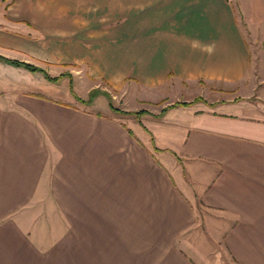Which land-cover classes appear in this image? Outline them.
I'll list each match as a JSON object with an SVG mask.
<instances>
[{
	"label": "crops",
	"instance_id": "1",
	"mask_svg": "<svg viewBox=\"0 0 264 264\" xmlns=\"http://www.w3.org/2000/svg\"><path fill=\"white\" fill-rule=\"evenodd\" d=\"M0 5L1 57L84 68L141 102L173 86L244 92L158 111L149 130L0 80V264H92L93 241L113 264L140 243L149 257L163 244L164 264H225L216 248L264 264V0Z\"/></svg>",
	"mask_w": 264,
	"mask_h": 264
},
{
	"label": "rangeland",
	"instance_id": "2",
	"mask_svg": "<svg viewBox=\"0 0 264 264\" xmlns=\"http://www.w3.org/2000/svg\"><path fill=\"white\" fill-rule=\"evenodd\" d=\"M2 5V4H1ZM0 5V16L3 12V8ZM259 53V52H256ZM4 58V57H3ZM8 59V58H6ZM9 60H15V59H9ZM16 61H18L16 59ZM1 62V61H0ZM22 62V61H20ZM3 63V62H2ZM28 64L34 65L36 67H40L41 65L38 64L37 61H29L27 60ZM6 64V63H5ZM9 65V64H6ZM11 66V65H9ZM14 67V66H12ZM19 68V67H18ZM42 68V67H40ZM47 74L49 76H58L59 74L68 72L70 74V83L72 86V90L75 94V96L81 100H86L88 93L92 89H101L103 90L109 97L111 101V106L119 111L129 110L130 111H143L144 114H141L139 116H133V115H122L120 113H114L111 112L107 108V101L106 98L102 95H95L90 104H83L76 99H74L68 91V80L66 78H62L56 83H48L44 80L42 75L38 72H28L27 70L20 68V71L23 73H26L28 78H24L23 76H19V74H1L0 80L8 79L11 80L12 84L9 83L10 87L13 88V91L16 90L15 83L13 82H25L26 80V91L27 93H31L33 95L35 94H42L46 97H49L51 99L60 100L62 102L69 101L72 104L76 106H80L82 108H90L92 111H97L99 115H107L109 117H112L114 119H119L126 124H132L133 122H137L142 126H145L150 130V123L154 122L153 113H157L158 111L161 112L163 109L162 107H166L172 103L179 102V101H193L195 98H198L200 101L206 100V101H215V100H223L228 98H238L241 93H244L242 91H236L235 89H228L222 86H214L212 89H209L208 86H201V85H194V86H173L169 89V91L165 94L164 100H158L154 102H141L140 100H130L127 99V97L122 98L120 94H114L113 91H111L106 84L101 80H95L91 79L87 76V72L84 68H81L78 70V67L71 66L68 69L67 68H61L59 70V73H55V68H48L47 66L43 67ZM256 67H250L249 70V76L255 73ZM2 71V70H0ZM50 71V72H49ZM7 83H1L0 89H4L6 87ZM19 85V84H18ZM16 87V88H14ZM25 89V88H24ZM17 91V90H16ZM199 102V101H198ZM195 102V103H198ZM162 108V109H161ZM123 109V110H122ZM161 109V110H160ZM126 112V111H125ZM155 151V150H154ZM198 211L200 212V208H198ZM201 215V212L199 213ZM108 238V236H107ZM121 244H118V246ZM163 244H155L156 248L155 251L150 254L151 257H149L148 253V247L146 244L140 243V244H123V248L120 251H123L125 257L124 262L122 264H164L166 261V258L164 257V251H163ZM101 247V250H103L104 244H99V242L93 241L91 243V263L92 264H103V262H109L108 264H113L114 260H111L110 257H108L107 260H103V254L102 251L100 253L99 247ZM109 251H111L107 245L106 248ZM118 249V248H117ZM61 250H76L77 255L78 253L83 251V243L77 242L75 244H72L71 242H65L61 246ZM79 251V252H78ZM136 251V253H134ZM217 253L221 254V259L225 264H232L231 261L225 256V254L218 248H216ZM112 254L115 252V248L112 249ZM134 255V258H131V255ZM138 255V257H137ZM220 256V255H219ZM80 259H76L77 264L79 263Z\"/></svg>",
	"mask_w": 264,
	"mask_h": 264
},
{
	"label": "trees",
	"instance_id": "3",
	"mask_svg": "<svg viewBox=\"0 0 264 264\" xmlns=\"http://www.w3.org/2000/svg\"><path fill=\"white\" fill-rule=\"evenodd\" d=\"M0 61L3 62V63H6V64H9L11 66H14V67H19V68H23L25 70H27L28 72H38L42 75V77L44 78L45 81H47L48 83H56L57 81H59L60 79L62 78H66L68 80V91H69V94L74 98L76 99L77 101L83 103V104H90V102L92 101V99L94 98L95 95H102L106 98V101H107V108L111 111V112H116V113H120L122 115H125V114H128V115H133V116H139L141 114H144L143 111H136V112H125V111H119V110H116L114 109L112 106H111V101H110V97L103 91V90H99L97 88L95 89H92L89 91L88 93V96L86 98V100H81L79 98H77L72 90V86H71V83H70V74L68 72L66 73H62V74H59L58 76H49L47 74V72L40 68V67H36L34 65H31V64H28L26 62H20V61H16V60H9V59H6V58H3L0 56ZM200 101L198 98H195L193 101L191 102H188V103H185V102H175V103H172L166 107H164L161 112H160V115L166 111L167 109H170V108H174V107H177V106H188L192 103H195V102H198ZM159 115V116H160ZM153 150L156 151L155 148H153Z\"/></svg>",
	"mask_w": 264,
	"mask_h": 264
}]
</instances>
